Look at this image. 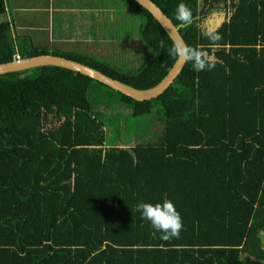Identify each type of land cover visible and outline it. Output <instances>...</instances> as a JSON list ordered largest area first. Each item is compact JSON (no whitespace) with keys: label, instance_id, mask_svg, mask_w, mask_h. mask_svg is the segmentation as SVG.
I'll use <instances>...</instances> for the list:
<instances>
[{"label":"trees","instance_id":"1","mask_svg":"<svg viewBox=\"0 0 264 264\" xmlns=\"http://www.w3.org/2000/svg\"><path fill=\"white\" fill-rule=\"evenodd\" d=\"M118 1L141 20L149 55L137 69L97 51L35 45L14 32L4 0L0 63L52 53L153 87L174 63L173 42L135 0ZM151 1L176 27V7L191 9L194 23L178 31L187 45L206 47L212 71L185 63L144 101L57 65L0 74V264H264V0ZM220 9L221 47L207 48L200 26ZM97 87L105 100L94 102ZM157 113L165 120L159 135L121 147L124 116L136 118L139 134ZM164 200L182 218L178 239L161 240L136 210Z\"/></svg>","mask_w":264,"mask_h":264},{"label":"crops","instance_id":"2","mask_svg":"<svg viewBox=\"0 0 264 264\" xmlns=\"http://www.w3.org/2000/svg\"><path fill=\"white\" fill-rule=\"evenodd\" d=\"M4 1L5 16L15 33L28 35L35 45L48 49L57 48L51 43L58 36L63 38L59 49L72 52L82 51L90 41L97 46L92 50L98 51L104 46L105 32L110 31L107 25L115 13L122 15L123 21L132 15L118 0Z\"/></svg>","mask_w":264,"mask_h":264},{"label":"rangeland","instance_id":"3","mask_svg":"<svg viewBox=\"0 0 264 264\" xmlns=\"http://www.w3.org/2000/svg\"><path fill=\"white\" fill-rule=\"evenodd\" d=\"M0 18H3V15L0 16ZM123 19L124 18L122 15L115 13L114 17L111 19L110 22H108L107 25V28L110 29V31L105 32L104 46L100 47L96 53L98 54L99 58L105 59L107 61H112V63L113 62L116 63L117 66L135 70L141 64L143 59L148 57L149 51L147 50L148 47L145 46L142 43V41L141 40L139 41L138 39V34H139L138 28L141 23L140 18L134 15L130 17L128 21L130 22V26L126 33L120 32V29L123 28L122 25L126 24V21L123 22ZM223 19H224L223 9H220L218 11H213L211 16L206 20L205 25L208 27L215 28ZM62 39L63 38L57 36V39L53 41L51 44L56 45V47L59 49L60 47L63 46V44L60 43ZM84 45L85 47L80 53H87V52L95 53V51L92 50V48L94 47L96 48L97 46L96 44H93L92 41H90V44H84ZM125 46L128 47V51L123 48ZM132 47H134L133 50H131ZM135 54H138L139 58H137V55ZM102 90L103 88L101 87H97L96 89L91 88L90 99H93L94 102H98L100 101V99H102V101L105 100V97H102L103 94ZM105 95H106V100H109L110 102L117 99V96H108L107 94ZM113 106H115V103ZM124 119H130V120H123L124 123L122 122L123 129L121 134L122 135L121 147L124 148L132 147L134 145H137L138 143H143L144 140L146 141V139H148L152 135H156V136L159 135L161 129L165 124L164 118H161V115L159 113L154 114L153 117L149 119V122L147 124L145 123L146 129L144 126V128L140 129L139 134H137L134 133L133 130L134 125H136L137 123L135 121L136 118L134 117L130 118V116H124ZM90 127L91 125L88 124L87 125L88 130H90ZM141 132L145 134H141ZM110 143H111V131L110 129H107V137L105 140L106 147H110Z\"/></svg>","mask_w":264,"mask_h":264},{"label":"clouds","instance_id":"4","mask_svg":"<svg viewBox=\"0 0 264 264\" xmlns=\"http://www.w3.org/2000/svg\"><path fill=\"white\" fill-rule=\"evenodd\" d=\"M178 29H185L194 23V16L191 9L184 3H180L174 12ZM200 35L208 41L207 48L221 47L219 42L223 37L217 29L206 25L200 26ZM160 47H164V42H160ZM168 55L176 62L191 63L196 72L212 71L217 61L206 50L204 45L197 47L189 46L183 41H174L168 49ZM136 210L141 214V219L150 224L155 233H159V238L163 241L178 239L183 230V222L179 212L173 202L164 200L162 203L140 202L136 205Z\"/></svg>","mask_w":264,"mask_h":264},{"label":"water","instance_id":"5","mask_svg":"<svg viewBox=\"0 0 264 264\" xmlns=\"http://www.w3.org/2000/svg\"><path fill=\"white\" fill-rule=\"evenodd\" d=\"M135 1L140 6L145 8L159 22L172 42H184L182 36L178 31V28L157 5H155L151 0ZM184 64L185 63L174 61L173 65L171 66L167 74L162 78V80L148 89L134 88L86 64L52 53L39 54L31 57H19L8 62L0 63V74L42 65H57L95 79L105 84L106 86L131 97L134 100L144 101L155 98L163 93L164 90L172 83L174 78L179 74Z\"/></svg>","mask_w":264,"mask_h":264},{"label":"built area","instance_id":"6","mask_svg":"<svg viewBox=\"0 0 264 264\" xmlns=\"http://www.w3.org/2000/svg\"><path fill=\"white\" fill-rule=\"evenodd\" d=\"M20 56L18 54L15 55V58H19Z\"/></svg>","mask_w":264,"mask_h":264}]
</instances>
